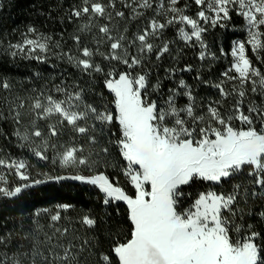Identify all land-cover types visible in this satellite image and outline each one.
<instances>
[{
    "label": "snow or ice",
    "instance_id": "6c2138e0",
    "mask_svg": "<svg viewBox=\"0 0 264 264\" xmlns=\"http://www.w3.org/2000/svg\"><path fill=\"white\" fill-rule=\"evenodd\" d=\"M233 15L243 20L247 38L234 42L219 79L205 80L217 59L205 34L226 27ZM66 18L74 25L67 49L64 33L56 39L35 26L14 43L0 40L2 54L13 60L54 58L75 70L71 80L61 73L59 83L53 77L25 96L0 98V122L12 125L17 147L71 174L40 170L43 179H33L26 159L3 157L0 167L21 183L9 187L0 172V196L79 181L97 188L103 205L117 213L123 202L130 229L104 251L98 235L60 225L61 212L73 207L60 204L54 214L43 210L50 231L34 220L33 233L23 237L28 246L13 249V233L0 234V264H264V0H80ZM169 29L176 40L166 38ZM178 42L199 47L195 79L217 98L205 102L176 78L193 72L190 63L178 66ZM166 58L174 63L165 67ZM0 89L11 93L12 84L2 78ZM113 148L122 164L110 159ZM243 175L246 184L229 191L209 188L195 197L185 191L196 182L222 188ZM253 217L260 227L249 222ZM78 222L92 232L98 227L89 214Z\"/></svg>",
    "mask_w": 264,
    "mask_h": 264
},
{
    "label": "trees",
    "instance_id": "16d2710c",
    "mask_svg": "<svg viewBox=\"0 0 264 264\" xmlns=\"http://www.w3.org/2000/svg\"><path fill=\"white\" fill-rule=\"evenodd\" d=\"M79 3L80 0H0V5H2L0 6V40H4L5 44L8 40L14 43L28 26H35L40 32L45 35H52L56 39H60V34L64 33L65 49L72 47V41L68 37L73 32L74 25L66 17L68 10ZM192 7L195 12V6ZM166 38L176 40L175 29H169ZM246 38L244 22L236 15H233V19L227 22L226 27L210 28L204 39L209 45L210 52H214L217 59L212 62V72H203V78L213 82L217 81L219 74L230 65L232 59L230 53L234 41L245 40ZM173 47L183 48V54L178 62L179 67L189 63L193 65L192 73L178 72L176 78L185 79L187 83L193 86L198 98L204 99L205 102H207V98H217L215 89L195 79L197 66L202 63L197 58L199 47H185L183 42H178ZM2 53L3 49H0V79H8L12 84V90L9 93L0 89V98L9 95L25 96L31 88L43 87L53 77L55 82L59 83L61 73L69 80H71V77H68V73L75 75L73 68L60 63L54 58L50 59L49 63L44 64L19 58L13 60ZM224 53H227V55H224ZM163 63L167 67L174 62L166 58ZM204 63L207 64L208 62ZM52 64H56L57 67H51ZM160 71L163 75V69ZM36 73L41 74L39 78L36 77ZM165 83L171 86L170 81H165ZM95 87L98 90L102 89L99 80ZM11 132L12 125L10 123L0 122V133L8 134L7 138L5 135L0 134V158L11 156L12 158L26 159L31 165H34L31 169L33 179H43V177L37 175L40 170L50 172L53 175L71 174V170L66 171L58 166L54 167L51 164L40 162L27 149L17 147L15 138L10 135ZM110 159L114 163H123L117 157L114 148L111 149ZM109 171L111 172L113 169L109 168ZM7 176L9 187H15L21 183L15 175L7 172ZM248 179L246 175H243L238 179H233L230 183H225L222 188L211 184V182H196L191 186H186L185 191L191 193L192 197H195L198 192L206 191L209 188L218 191H229L232 184L238 182L246 184ZM121 185L125 186L130 194L132 193L133 190L130 185H127L123 177H121ZM102 197L103 194L94 186L73 180L48 181L40 185H34L12 198L0 196V234L13 233L14 239L10 246L13 249L21 244L28 246L29 241L23 239V237L25 234L33 233L34 220H38L41 225H44L45 231H50L47 227L50 223L49 213H45L43 210L48 209L50 213L54 214L58 210L57 205L70 204L73 206L71 209L67 212H61L60 225L76 228L77 235L88 237L94 234L98 235L101 248L107 251L112 242V237L118 236L122 240L128 235L130 222L126 219V205L123 202L118 204L119 213H117L114 207L103 205ZM254 207L258 208L259 202ZM37 211L41 212L39 217L35 216ZM85 214L98 219V227L95 232L87 230L79 224V218ZM63 218L70 219L71 225H69L68 219ZM249 222L256 223L257 227L261 226L258 217H253Z\"/></svg>",
    "mask_w": 264,
    "mask_h": 264
},
{
    "label": "rangeland",
    "instance_id": "374dc122",
    "mask_svg": "<svg viewBox=\"0 0 264 264\" xmlns=\"http://www.w3.org/2000/svg\"><path fill=\"white\" fill-rule=\"evenodd\" d=\"M190 14H194V9H193V7L190 9ZM242 40V39H241ZM238 41V40H237ZM235 42V41H234ZM19 159H21V158H19ZM0 172H4V173H6L7 174V172H6V169H4V168H2V167H0Z\"/></svg>",
    "mask_w": 264,
    "mask_h": 264
}]
</instances>
